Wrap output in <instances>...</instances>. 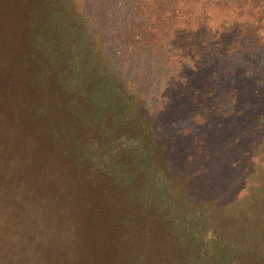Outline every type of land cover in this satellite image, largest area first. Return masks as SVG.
Listing matches in <instances>:
<instances>
[{
    "label": "rangeland",
    "instance_id": "obj_1",
    "mask_svg": "<svg viewBox=\"0 0 264 264\" xmlns=\"http://www.w3.org/2000/svg\"><path fill=\"white\" fill-rule=\"evenodd\" d=\"M34 2L0 0V206L9 203L10 211L34 218L50 214L65 229L62 249L79 251L80 263L72 255L69 264H188L187 248L168 225L181 209L191 210L203 226L206 216L211 230L239 250H264V52L229 60L221 49L207 65L200 53L206 43L189 34L179 43L176 65L163 68L115 48L118 68L144 96V112L135 121L155 133L150 148L129 146L136 155L144 148L145 164L153 161L138 170L128 150H107L89 124L77 126L69 95L47 69L42 85L32 84L40 64L29 56L24 31ZM82 128L88 147L101 144L93 164L75 156L84 142L71 141ZM141 171L145 183L162 182V205L138 200ZM9 228L15 241L18 227ZM11 245L0 241V255L15 251Z\"/></svg>",
    "mask_w": 264,
    "mask_h": 264
},
{
    "label": "trees",
    "instance_id": "obj_2",
    "mask_svg": "<svg viewBox=\"0 0 264 264\" xmlns=\"http://www.w3.org/2000/svg\"><path fill=\"white\" fill-rule=\"evenodd\" d=\"M32 6L24 31L31 50L29 56L40 64L32 84L42 85L41 76L47 69L69 95L77 126L89 124L98 136L100 133L105 138L107 150H128L129 162L138 165V170L148 168L153 161L148 155L150 162L145 164L144 148L136 155L129 146L150 148L155 133H150L148 125L135 121L144 112V96L133 78H126L118 68L112 53L115 48L124 57L133 60L138 55L163 68L169 63L171 68L176 65L177 53L183 48L179 43L189 34L206 43L200 53L207 58V65L221 49H225L229 60L254 57L258 50L264 52V0H35ZM234 16L243 20L240 25L232 20ZM215 18H221L219 23ZM228 37L231 42L225 43ZM225 58L220 57L223 61ZM38 105L37 112L41 113L43 106ZM78 107L86 114L79 116ZM67 127L72 129V125ZM83 132L82 128L80 136L71 141L77 146L84 142L75 156L93 164L101 144L88 147ZM67 156L76 161L73 153L67 152ZM128 164H124L125 171ZM141 173L138 200L145 206L157 207L167 199L159 188L162 182L145 183V173ZM8 207L0 206V241H7L16 249L11 247L9 255H0L3 264H69L72 255L71 260L80 263L78 250L71 253V246L62 249L67 240L65 229L54 225L50 214L46 219L34 218ZM202 219L204 226L191 210L181 209L168 220L171 233L188 250V264H264V250L253 255L239 250L211 230L206 216ZM9 225L18 227L14 229V236L18 237L15 241L9 238ZM20 242L23 244L17 247Z\"/></svg>",
    "mask_w": 264,
    "mask_h": 264
}]
</instances>
